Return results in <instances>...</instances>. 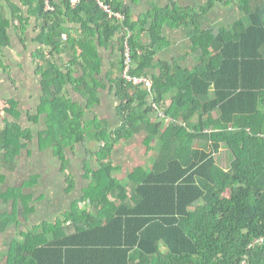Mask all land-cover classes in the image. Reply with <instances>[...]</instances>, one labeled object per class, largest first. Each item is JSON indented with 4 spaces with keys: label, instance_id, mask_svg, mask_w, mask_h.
Listing matches in <instances>:
<instances>
[{
    "label": "trees",
    "instance_id": "1",
    "mask_svg": "<svg viewBox=\"0 0 264 264\" xmlns=\"http://www.w3.org/2000/svg\"><path fill=\"white\" fill-rule=\"evenodd\" d=\"M181 2L152 3L134 20L125 0L76 6L48 0L51 9L47 0H21L22 6L0 0V56L12 46L14 23L25 44L27 24L32 17L37 22L33 57L44 96L38 114L29 117L46 123L40 150L51 149L60 162L69 195L76 181L67 151L85 145L89 181L70 211L5 246L0 264H264V0H207L198 8ZM219 4L236 5L241 17L230 27L210 23L207 16ZM166 26L188 30V49L171 62L157 59L171 45ZM101 48L113 50L106 77ZM190 55L197 61L193 69L181 65ZM0 68L8 69L2 58ZM125 74L150 80L152 87ZM68 87L85 105L72 101ZM108 89L118 102L115 129L107 119L88 118ZM9 105L6 112L20 119L19 104ZM144 133L159 146L152 168H133L124 183L115 148ZM34 140L32 129L6 120L0 169L15 171ZM35 178L1 191L7 178L0 172V201L13 208L0 214V234L21 223L22 206L28 221L36 212L24 192Z\"/></svg>",
    "mask_w": 264,
    "mask_h": 264
},
{
    "label": "rangeland",
    "instance_id": "2",
    "mask_svg": "<svg viewBox=\"0 0 264 264\" xmlns=\"http://www.w3.org/2000/svg\"><path fill=\"white\" fill-rule=\"evenodd\" d=\"M206 2L207 0H184V4L191 5L193 8H198ZM152 3L166 7L168 0H138V2L126 0V7L131 9L133 19L136 20L141 13L147 12L151 8ZM47 8H50L48 4ZM240 17L241 13L236 5L226 7L219 4L211 14H208L207 19L210 23L223 28L230 27ZM179 31L181 32L173 33L170 29L163 31L165 37L173 40L179 36L178 40L181 42L176 47L167 50L162 55V60L171 62L173 58L180 56L188 49L186 43L188 30L181 28ZM10 35L13 40L12 46L5 49L0 56L8 67V69L0 68V130L6 126V120L18 121L25 128L33 130L35 140L19 158L18 168L15 171L11 172L3 168L0 169V172L5 174L7 178L1 191H5L8 187H23L26 182H31L36 177V183L24 191L26 196L33 197L31 206L36 210L35 213L30 215L33 221L30 222L29 227H32V225H37L39 222L42 223L45 220L54 222L64 212L70 211L75 201H81L83 199L85 190L89 186V181L84 178V165L87 160L88 151L83 144L76 145L74 151H67V157L71 163L70 172L76 181L74 191L67 195L65 191L67 187L65 174L60 171V162L54 157L51 149L41 151L39 147V133L47 129L46 123L42 119L41 123L37 124L31 121L29 117V115L36 116L38 114V110L42 105V97L44 96V90L41 86L42 73L38 65L35 64L33 57V54L38 48V45L33 39L38 35V32L33 30L28 31L26 34L27 42L25 44L22 43L17 30L11 29ZM145 39H149L147 34L144 35V42ZM183 39L185 43H183ZM112 52L113 50L110 51L101 48L104 63L103 77H106L108 71L111 69L110 55ZM190 56L188 60L181 61V65L193 69L197 61ZM68 93L73 102L85 105L83 97L75 93L71 87H68ZM101 97L102 104L93 112H89L88 118L94 119L98 116L102 119H107L112 123V128L115 129L119 125L115 111L118 106L115 93L110 92L109 89L102 90ZM10 101H15L19 104L17 110L22 114L20 119H16L6 112L11 106L9 105ZM170 104L169 97L165 106H170ZM155 119L158 121L160 117H155ZM260 136L264 135L260 134ZM262 138L264 139V137ZM155 144L156 141L149 139L144 133L121 142L115 148L113 160L116 167L121 168L118 177L122 182L127 183L128 174L137 166H143L147 171L151 170L152 162L159 150V146ZM89 147L94 151L99 149V146L95 142L90 143ZM225 158L226 163L229 158L228 153L225 154ZM93 166L95 168L99 167L96 159H94ZM12 211V203L6 205L0 201V214L3 212L11 213ZM24 211V207L22 206L19 213V221L26 225L28 224V219L23 217ZM92 212L97 213L94 208Z\"/></svg>",
    "mask_w": 264,
    "mask_h": 264
},
{
    "label": "crops",
    "instance_id": "3",
    "mask_svg": "<svg viewBox=\"0 0 264 264\" xmlns=\"http://www.w3.org/2000/svg\"><path fill=\"white\" fill-rule=\"evenodd\" d=\"M15 2L19 6H22L21 0H15ZM134 2H135V0H134ZM125 5H126V0H125ZM180 5L181 6H191V5H188V4H184V0H183V2L180 3ZM8 8H7V10H8V14L7 15H8L9 18H11L12 11H11L10 8L9 9ZM24 12H25L24 15L27 18H29L31 16V15H29L28 8H24ZM18 26H19V21H17L16 23H14L12 25V29L17 30L16 28ZM27 28H28V31H31V30L39 31L38 28H37V22H36L35 18L32 17L30 24H27ZM164 29L166 30V29H170V28L169 27L167 28V26H166ZM175 30L170 29V31H173V33H177V32L180 33L181 32V31H179L180 29L176 30V31ZM178 37L176 39H173V40L171 38H169V40L171 41L170 47L165 49V50H163V51H161V52H159V54H158L159 58L157 56V59H163L162 55H164V53H166L167 50H169V49H171L173 47H176L177 45L180 44L181 41L178 40ZM148 43H149V39H145L144 44L147 45ZM183 43H185L184 39H183ZM184 47H186V46H184ZM31 221H33V220L30 218L29 221H28V224H26V225L23 224L22 222H21L22 224H13V226H11L6 233L0 234V262H2L3 260L7 259L8 251L4 249L5 246L10 245L11 243H13L16 240H19L20 242H22L23 239L21 238V233L23 231L28 230V228H33L35 226V224H34V225H32V227H29V224H30ZM40 223L41 222H39V224Z\"/></svg>",
    "mask_w": 264,
    "mask_h": 264
},
{
    "label": "built area",
    "instance_id": "4",
    "mask_svg": "<svg viewBox=\"0 0 264 264\" xmlns=\"http://www.w3.org/2000/svg\"><path fill=\"white\" fill-rule=\"evenodd\" d=\"M80 2H81V0H70V3L73 5V6H76L77 4H80ZM47 4H48V0H47ZM49 5V4H48ZM102 5V7L106 10V11H108V12H110L112 15H113V13L111 12V8L108 6V5H105V4H101ZM49 9H51V7L49 8ZM117 17H119V18H121V16L120 15H116ZM125 77L129 80V81H133L135 84H139V83H141V82H144L145 83V87L147 88V89H149L150 90V88L152 87V82L150 81V80H147V79H144V78H141V79H137V78H131L130 76H127V74H125ZM161 116H162V114H161ZM262 137H264V136H262ZM260 242H262L263 240L261 239V240H259Z\"/></svg>",
    "mask_w": 264,
    "mask_h": 264
}]
</instances>
